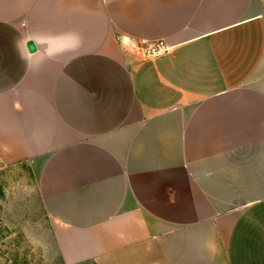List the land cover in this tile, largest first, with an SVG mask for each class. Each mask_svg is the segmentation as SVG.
Returning <instances> with one entry per match:
<instances>
[{"label":"crops","instance_id":"obj_1","mask_svg":"<svg viewBox=\"0 0 264 264\" xmlns=\"http://www.w3.org/2000/svg\"><path fill=\"white\" fill-rule=\"evenodd\" d=\"M0 156L63 264H264V0H0Z\"/></svg>","mask_w":264,"mask_h":264},{"label":"rangeland","instance_id":"obj_2","mask_svg":"<svg viewBox=\"0 0 264 264\" xmlns=\"http://www.w3.org/2000/svg\"><path fill=\"white\" fill-rule=\"evenodd\" d=\"M0 264H63L28 164L1 156Z\"/></svg>","mask_w":264,"mask_h":264},{"label":"built area","instance_id":"obj_3","mask_svg":"<svg viewBox=\"0 0 264 264\" xmlns=\"http://www.w3.org/2000/svg\"><path fill=\"white\" fill-rule=\"evenodd\" d=\"M125 41H127L128 45H132L137 51L141 52L146 57H156L168 51V48L163 41H140L139 43H133L134 41L129 39Z\"/></svg>","mask_w":264,"mask_h":264},{"label":"water","instance_id":"obj_4","mask_svg":"<svg viewBox=\"0 0 264 264\" xmlns=\"http://www.w3.org/2000/svg\"><path fill=\"white\" fill-rule=\"evenodd\" d=\"M31 46H32V44L30 43V44H29L30 49H31ZM31 50H33V48H32Z\"/></svg>","mask_w":264,"mask_h":264},{"label":"trees","instance_id":"obj_5","mask_svg":"<svg viewBox=\"0 0 264 264\" xmlns=\"http://www.w3.org/2000/svg\"><path fill=\"white\" fill-rule=\"evenodd\" d=\"M61 261H62V259H61Z\"/></svg>","mask_w":264,"mask_h":264}]
</instances>
